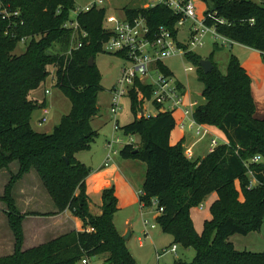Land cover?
Wrapping results in <instances>:
<instances>
[{
	"label": "trees",
	"instance_id": "obj_1",
	"mask_svg": "<svg viewBox=\"0 0 264 264\" xmlns=\"http://www.w3.org/2000/svg\"><path fill=\"white\" fill-rule=\"evenodd\" d=\"M203 1L211 5L208 11H217L227 21L218 24L208 19L209 25L232 42L264 56V0ZM11 2L13 9L21 11L24 24L10 25L0 15V171L13 162L18 164L3 196L15 243L14 252L0 257V264H82L85 256L103 254H107L105 264H137L113 222L118 210L114 187L103 191V213L94 216L86 187L92 169L77 158L99 137L92 121L100 113L98 96L103 87L96 63L90 66L89 61L104 51L103 44L110 36L104 28L107 8L79 14L88 37L70 52L73 32L65 24L71 19L75 0ZM124 9L129 19L144 16L152 34L164 26L177 38L180 15L167 6ZM26 35L32 36V41L23 54H15L20 38ZM186 56L197 66L204 83V101L194 109V118L201 125L222 131L227 143L219 144L203 158H188L183 141L171 144L177 125L172 112L137 117L143 103L141 95L151 94V88L138 81L130 96L135 118L123 130L127 135H139L140 142L126 144L120 154L124 159L146 163L140 203L149 206L152 198L159 200L164 211L157 221L163 232L173 236L172 246L196 251L191 262L179 260L178 264H264V252L241 251L231 241L233 235H247L264 224V119L255 116L252 79L235 55H231L226 73L212 59L214 68L205 73L200 66L202 56L194 52ZM157 67L172 76L164 62H158ZM52 74L56 86L71 99L72 108L53 132H39L32 126V115L46 107V100L38 102L30 96ZM256 156L260 161H253ZM32 170L56 207V212L48 214L68 209L83 221V231L71 230L23 249L24 216L17 210L12 187ZM214 192L218 199L211 206L212 219L198 233L191 210ZM88 227L93 230L88 231Z\"/></svg>",
	"mask_w": 264,
	"mask_h": 264
},
{
	"label": "rangeland",
	"instance_id": "obj_2",
	"mask_svg": "<svg viewBox=\"0 0 264 264\" xmlns=\"http://www.w3.org/2000/svg\"><path fill=\"white\" fill-rule=\"evenodd\" d=\"M89 1L90 0H75V4L76 6H85ZM144 2L145 0H108L105 3V7L107 8L108 14L123 16L124 8L140 7ZM196 3L198 6V13L203 17L204 13L211 5L203 0H196ZM191 25L192 21H187L184 25L179 26L177 35V40L179 42L183 44L189 42ZM26 49L27 45L20 42L14 53L20 55L23 54ZM191 51L202 56L204 59H212L223 73L227 72L228 62L231 57L230 47L221 43V40H214L208 35L203 46L193 47ZM95 63L101 73V85L103 89L98 96L100 113L93 121V126L98 130L101 137L107 135L109 140L112 139L113 135L115 137H120L122 142L116 143L115 145V148L120 149L130 141V137L124 132L123 127L134 120L135 114L131 108L130 97H123L121 99L122 109L117 115L120 120V129L117 131L114 130L113 114L111 112L113 101L112 89L117 84L123 68L128 63L121 56L105 50L96 55ZM164 64L172 72L173 79L171 83L181 81L189 91L195 108L201 104L204 101L202 96L204 83L199 79L197 66L189 60L186 55L168 57L164 59ZM189 67H191L192 70H188ZM50 71L52 72L54 69L51 67ZM157 75L156 72H152V76L155 77ZM46 89H49L50 92L46 93ZM30 97L38 102L46 100V107L38 108L32 115L33 127L40 132H53L54 127L60 123L65 114H69L72 108L71 99L56 86L52 76H50L38 89L34 90ZM146 108L147 111L152 114H155L157 111L152 104H148ZM177 115L178 113L175 114L176 117ZM44 116L47 117V121L40 124L39 120ZM191 132L195 135V139L201 137L200 135H196L195 129L191 130ZM132 136L135 141L139 138V135ZM208 142H210L209 138L205 136L202 142L198 144L196 150L198 152L207 150L210 146ZM193 160H196V158ZM17 170L18 164L13 162L8 169L0 171V257L10 255L12 251V245L10 246V244H12V241L13 244L15 243V236L11 230L9 218L7 216V204L3 200V196L5 195V187L10 183L12 174H15ZM123 171L128 175V170L124 169ZM138 174L145 180L146 172L138 171ZM136 176L138 177L137 174ZM141 178H136L138 188H140ZM141 190L142 188H140V191ZM29 195L33 197L32 201L29 200ZM12 196L15 200L17 210L24 216L22 224L23 228H26L28 233L31 231L34 232V230L42 231V233L39 234L42 235L40 240L44 243L58 237L55 235L56 233H53L56 228L52 229V225L45 222L51 221L50 219H52L51 216L53 215L48 213H52L49 210L53 206V200L35 170L25 174L24 177L13 184ZM203 205H205L203 207L204 209L206 207L205 201ZM117 208L118 210L114 214L113 222L122 237L129 234V237L126 239V245L137 264H178L179 260L191 262L194 259L196 251L193 248L186 249L181 245H176L178 248L177 252H171L170 249L173 244V237L171 234L162 231L156 218L159 212L155 204L145 206L147 214L144 217L140 213L139 203L134 207H120L118 204ZM31 214L40 218H29L26 221V216H31ZM143 218L149 219L150 222L155 225L154 228L148 226L149 235L145 234L146 228ZM49 226H51V230ZM53 227L57 226L54 225ZM91 230L93 229L91 228ZM11 235H13V240ZM231 240H233L238 250L264 252V224L258 231L250 232L247 235L235 234L231 237ZM28 242H30L29 234ZM159 253L161 254L159 255ZM106 258L107 254L96 255L91 258V264H105Z\"/></svg>",
	"mask_w": 264,
	"mask_h": 264
},
{
	"label": "built area",
	"instance_id": "obj_3",
	"mask_svg": "<svg viewBox=\"0 0 264 264\" xmlns=\"http://www.w3.org/2000/svg\"><path fill=\"white\" fill-rule=\"evenodd\" d=\"M11 1L12 0H0V15H2L3 19L8 20L10 25H13V23L14 26L23 25L24 20L21 11L19 9H13ZM107 1L108 0H90L85 6H76L75 4L71 19L65 24V27L71 29L73 32L70 52L72 49L80 48L83 44V39L88 37V32L82 28L78 20L79 14L88 12L93 8L105 7ZM157 5H165L173 12L180 15V19L177 22L178 28L187 21H192L190 28L191 36L187 44L179 42L172 31L164 26L157 29L155 34H152L145 17L142 15L129 19L125 13L123 16L107 14L104 20V28L110 33V36L104 42L103 49L111 53L119 54V56L128 63L123 68L117 84L112 89L113 101L111 112L113 114L114 130L117 131L120 129V120L117 115L122 109L121 99L123 97H130L131 91L137 88L136 84L140 81L151 88V94L149 97L141 95L143 105L137 113L138 118L155 116L159 111H168L175 114L178 110H181L183 116L189 120L190 126L195 129L196 135L203 136L208 131L194 118V102L187 100L185 88L182 86L179 87L177 82L171 83L173 79L172 76L161 72L157 67V63L164 62V59L168 57L184 56L192 52L191 48L203 46L208 35L214 40H221L223 44L233 43L229 38L221 35L215 26L207 23L208 19H213L218 24H225L227 21L223 17H219L217 11H208V9L204 13V16L201 17L198 13L196 0H145L144 4L141 6L148 9ZM10 27L11 26H9V28ZM31 41L32 36L26 35L20 38V42L27 46ZM188 70H192V68L189 67ZM153 71L158 75L155 77L152 76ZM52 77H54V74H52ZM49 92V89H46V93ZM148 104L154 105L157 110L155 114L147 111L146 106ZM46 121L47 117L44 116L40 124ZM180 125L181 127L184 126V124ZM129 137L130 141L128 143L136 144L132 135H129ZM121 142L122 139L115 136L108 140L107 148L109 152L116 153L117 149L115 145ZM219 144L216 138L212 139L210 152ZM185 154L190 159L194 157V152L191 148L187 149ZM109 161L110 154L106 164ZM253 161L258 162L260 158L256 156L253 158ZM151 204L157 206L159 214L164 211L163 207L159 206V200L157 198H152ZM200 206L203 207V203ZM144 224L146 227H155V225L148 220H145ZM170 250L176 253L177 246L173 245ZM160 254L161 253H159V255ZM82 264H91V258L85 256L82 259Z\"/></svg>",
	"mask_w": 264,
	"mask_h": 264
},
{
	"label": "crops",
	"instance_id": "obj_4",
	"mask_svg": "<svg viewBox=\"0 0 264 264\" xmlns=\"http://www.w3.org/2000/svg\"><path fill=\"white\" fill-rule=\"evenodd\" d=\"M225 45L230 47V54L235 55L236 57L239 58L243 67L247 70L248 74L250 75L252 79V94L256 103L255 116L256 118L263 120L264 119V56L263 54L256 49H253L251 47L239 43L233 42ZM180 83L182 84V87L185 88L186 90L187 100L193 101L186 86L181 81ZM176 113H178L177 117L175 116ZM176 113L174 114V116L176 118L177 125L171 134V144L176 145L177 143L183 141V147L185 151L189 148L193 150L194 157L192 159L203 158L210 152V146L208 147L207 150H202V152H198L196 150L198 144L202 142L205 136L206 138H209L210 142H208V144H211V140L214 138H216L218 140V143L220 144L227 143V138L222 131L218 130L215 127L205 126V125L203 126L208 132L203 136L195 139V135L191 132V130H194V128L190 126L189 120L183 116V112L181 110H178ZM95 118L93 119V121L95 120ZM40 121L41 120H39V122ZM93 121H92V125H93ZM180 124H184V126L181 127ZM32 126H33V122H32ZM108 140L109 139L107 135L101 137L99 134V138H97V140L92 145L90 150L82 151L77 154V158L92 169L90 175L86 179L87 193L90 198V203H89L90 212L94 216H99L103 213V205H104L103 191L107 188L114 187L115 196L118 199V204L120 205V207H124V206L134 207L139 203L140 213L144 217L147 213L145 207L140 203V188H142L144 178H141V175L138 174V171L146 172L147 166L144 162H141L139 160L124 159L120 154L121 148L120 149L116 148L117 149L116 153H110L107 148ZM134 142L138 144L140 142V136L138 140L137 141L134 140ZM109 154H110V161L106 164ZM124 169L128 170V175L125 174V172L123 171ZM136 174L138 175V177L142 179L141 184L139 186L140 188H138L137 186L136 178L138 179V177L136 176ZM253 183H256V181L253 180ZM28 198L30 201H32L33 199L31 195H29ZM217 199H218V195L217 193L214 192L204 200L206 202V207L204 209L203 207L205 205L203 207L198 206L192 208L191 217L194 223V227L198 233H202L206 221L212 219L211 206ZM49 211L56 212V207L54 205V202H53V206L50 208ZM33 214H31V216H26L25 220L27 221V219L29 218L30 219L40 218ZM51 218H52L50 219L51 221H45V222L51 224L52 229L56 228L55 231L53 232L56 233L55 234L56 236L62 235L71 230H77V231L84 230L83 221L79 217L73 215L72 212L68 209L62 213L51 216ZM145 220L150 221L147 218H143V221ZM54 225H56L57 227H53ZM145 228H146L145 234L149 235V230H148L149 227L145 226ZM49 229L51 230V226H49ZM88 229L89 231H92L91 228L88 227L87 230ZM24 230H25V240L23 244L24 249L31 248L37 246L38 244L44 243L43 241L40 240V238H42V235L39 233H42V231L34 230V232L31 231L28 233V231H26V228H24ZM28 234H29L30 242H28ZM11 238L13 240V235H11ZM231 241L233 242V240ZM11 245H12V251L10 252V254H12L14 251L13 241L12 244H10V246Z\"/></svg>",
	"mask_w": 264,
	"mask_h": 264
},
{
	"label": "water",
	"instance_id": "obj_5",
	"mask_svg": "<svg viewBox=\"0 0 264 264\" xmlns=\"http://www.w3.org/2000/svg\"><path fill=\"white\" fill-rule=\"evenodd\" d=\"M90 66H93L95 64V59L93 57L90 58L89 61ZM200 66L202 67L203 71L205 73H209L214 68V63L210 59H202L200 62ZM129 237V235L123 236L124 240H126Z\"/></svg>",
	"mask_w": 264,
	"mask_h": 264
}]
</instances>
